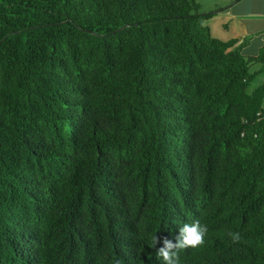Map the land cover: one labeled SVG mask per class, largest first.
Here are the masks:
<instances>
[{
	"label": "trees",
	"instance_id": "obj_1",
	"mask_svg": "<svg viewBox=\"0 0 264 264\" xmlns=\"http://www.w3.org/2000/svg\"><path fill=\"white\" fill-rule=\"evenodd\" d=\"M214 13L0 0V264H163L194 220L181 264H264V44Z\"/></svg>",
	"mask_w": 264,
	"mask_h": 264
},
{
	"label": "crops",
	"instance_id": "obj_2",
	"mask_svg": "<svg viewBox=\"0 0 264 264\" xmlns=\"http://www.w3.org/2000/svg\"><path fill=\"white\" fill-rule=\"evenodd\" d=\"M225 3V6L217 7L219 3L214 0L211 3L214 8L204 12L215 13L204 23L211 28L212 35L221 40H245L242 53L256 55L264 44V0H226ZM213 27L215 31H212ZM255 67L260 65L254 64L251 69Z\"/></svg>",
	"mask_w": 264,
	"mask_h": 264
},
{
	"label": "clouds",
	"instance_id": "obj_3",
	"mask_svg": "<svg viewBox=\"0 0 264 264\" xmlns=\"http://www.w3.org/2000/svg\"><path fill=\"white\" fill-rule=\"evenodd\" d=\"M207 233V225L201 224L199 220L184 223L179 228L175 241L167 237L163 239V246L157 250L156 255L162 260L163 264H181L180 251L203 246ZM228 236L233 242H238L241 239L239 232H229ZM157 243H159V238L154 234L150 246L155 247ZM115 264H119V261L117 260Z\"/></svg>",
	"mask_w": 264,
	"mask_h": 264
},
{
	"label": "rangeland",
	"instance_id": "obj_4",
	"mask_svg": "<svg viewBox=\"0 0 264 264\" xmlns=\"http://www.w3.org/2000/svg\"><path fill=\"white\" fill-rule=\"evenodd\" d=\"M198 3V7H199V11L204 12L210 9H213V5L211 3H213L214 0H211V3L208 0H205L204 2H202L203 0H196ZM218 1L219 5L217 7L220 6H225L226 0H215ZM211 29V28H210ZM216 28H212V31H215ZM255 55V54H252ZM256 69V67H255ZM264 82V72L260 73L259 75H257L255 77V79L251 82L250 86H249V90L254 89L256 86H258L260 83ZM263 108H264V101H263Z\"/></svg>",
	"mask_w": 264,
	"mask_h": 264
}]
</instances>
